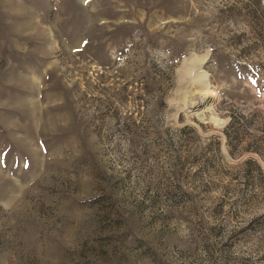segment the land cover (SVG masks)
I'll use <instances>...</instances> for the list:
<instances>
[{"label": "rangeland", "instance_id": "374dc122", "mask_svg": "<svg viewBox=\"0 0 264 264\" xmlns=\"http://www.w3.org/2000/svg\"><path fill=\"white\" fill-rule=\"evenodd\" d=\"M0 264H264V0H0Z\"/></svg>", "mask_w": 264, "mask_h": 264}]
</instances>
